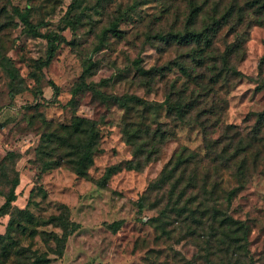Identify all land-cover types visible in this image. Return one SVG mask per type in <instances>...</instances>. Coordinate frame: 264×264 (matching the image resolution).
<instances>
[{
	"label": "rangeland",
	"instance_id": "1",
	"mask_svg": "<svg viewBox=\"0 0 264 264\" xmlns=\"http://www.w3.org/2000/svg\"><path fill=\"white\" fill-rule=\"evenodd\" d=\"M229 1L223 0L221 8ZM239 3L244 8L241 26L216 40L221 52L234 37L242 42L236 73L218 83L217 97L224 100L221 125L231 124L245 135L255 129L257 112L264 110V0ZM187 11L188 0H0V205L13 178L19 180L16 200L0 216V233L8 238L5 264H27L29 257L44 252L50 258L47 264L217 262L206 245H197L202 218L192 210L175 213L188 200L189 208L207 202L213 183L222 207L227 206V192L237 187L226 209L249 229L246 256L233 252L223 259L264 264V127L256 150L246 159L243 184L235 175L237 163L216 157L195 173L188 169L157 182L182 148L204 155L206 141L220 134L215 130L204 135L197 124L168 115L163 105L166 77L174 79L179 71L174 68L162 79L157 69L188 49L163 51L156 34L175 22L178 27ZM17 12L27 14L40 35L27 33ZM112 23L116 31L110 29ZM48 32L64 40L57 42L45 64ZM88 66L89 73L82 77ZM79 85L82 89L75 90ZM115 96L140 102L127 101L126 111L113 101ZM75 117L90 120L98 131L87 175L78 176L65 166L41 171L35 151L41 134L50 130L46 123L67 124ZM131 123L169 133L157 143L153 160L140 169L123 168L99 183L107 167L133 158L123 134ZM226 144L220 142L219 147ZM233 149L228 145L229 152ZM191 174L195 184L189 185ZM55 216H67L78 225L60 257L50 253L53 243L44 241L46 234L62 232L59 223L51 222ZM162 223L167 233L161 232Z\"/></svg>",
	"mask_w": 264,
	"mask_h": 264
},
{
	"label": "trees",
	"instance_id": "2",
	"mask_svg": "<svg viewBox=\"0 0 264 264\" xmlns=\"http://www.w3.org/2000/svg\"><path fill=\"white\" fill-rule=\"evenodd\" d=\"M222 3L223 0H188L187 14L184 20L178 23V27L175 22L168 30H162L156 34V38L163 45V51L167 47L173 46L175 50L188 49V53L168 61L157 69L162 79L174 68L179 71V75L174 79L166 77L168 83L163 105L167 114L174 116L180 122L197 124L204 135L215 130L220 132L218 138L206 141L204 155L199 156L182 148L175 160L171 162V166L164 167L157 182L168 180L176 172L183 175L188 169L195 173V169L205 166L206 163L214 162L215 157L222 159L224 163H237L235 175L240 179L241 184L246 181V159L256 150L255 142L263 131L264 110L257 112L255 129L245 135L235 130L231 124H226L223 127L220 123L224 100L217 97V85L222 81H228L229 77L236 73L235 62L239 59L242 42L239 37H234L221 52L217 49L216 40L224 32L232 35L235 33L241 26L244 10L239 0H230L228 6L224 8H221ZM17 14L27 33L35 36L40 35L28 19L27 14L20 12ZM114 26L116 23L111 24L112 31H116ZM44 37L47 39L44 63L47 64L55 52L57 42L60 43L64 38L55 32H48L44 34ZM89 69L90 66L84 69L82 77L89 73ZM82 87L79 85L75 90L78 91ZM113 101L126 111L129 110L127 101L140 102L136 97L127 99L116 96L113 97ZM219 103L222 105L220 106ZM46 125L50 130L41 134L35 151L42 162L41 171L47 172L65 166L72 169L78 176H86L98 146V131L94 123L86 118L75 117L67 124L53 126L48 122ZM168 133L160 127L151 129L140 123L126 124L123 134L126 142L133 148V158L107 167L99 183L104 184L112 174L123 168L140 169L144 164L153 160L159 152L157 143L163 141ZM220 142H227V144L219 147ZM228 145H234L232 152L228 151ZM216 151H219L218 155H215ZM210 153H214V157L210 156ZM256 163L253 162V166H256ZM192 183H194V178L191 174L188 184ZM18 184V177L15 176L4 197V202L0 205V216L7 214L11 209L12 203L17 197L15 188ZM215 190L216 183H213L209 192L210 198H204V201L207 202L200 201L195 208H189L187 204L191 201L188 200L186 204L176 209L175 213L179 216L185 211L192 210L194 212L191 213H197L202 218L200 232L195 237L199 241L197 245L200 248L203 243L207 246V253L219 259L214 262L206 258L207 264H232L230 260H224L222 256L238 252L240 258L245 257L248 253L249 229L244 221L233 218L226 209L237 187L227 192L225 197L227 206L225 207L217 204L219 198L216 196ZM141 202L142 198L139 200V209L143 207ZM25 211L24 209L18 210L19 213ZM25 215L32 216L29 212H25ZM52 221L59 223L62 232L60 235L50 232L46 234L47 237L44 241L46 244L51 241L54 249L50 253L60 257L63 254L67 238L77 229L78 225L69 221L67 216H55ZM11 225L12 221H9L7 228H10ZM113 225H118V223L115 222ZM159 227L162 233H167L164 223ZM7 239L6 234L0 233V264H5L9 258L8 246L5 243ZM213 248L215 249L210 250ZM29 259L32 261L27 264H47L50 261L48 252L29 257ZM186 264H194V261L187 260Z\"/></svg>",
	"mask_w": 264,
	"mask_h": 264
}]
</instances>
